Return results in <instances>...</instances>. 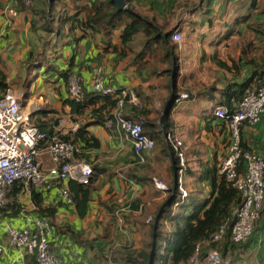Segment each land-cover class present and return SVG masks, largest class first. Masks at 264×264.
I'll list each match as a JSON object with an SVG mask.
<instances>
[{
  "label": "crops",
  "instance_id": "crops-1",
  "mask_svg": "<svg viewBox=\"0 0 264 264\" xmlns=\"http://www.w3.org/2000/svg\"><path fill=\"white\" fill-rule=\"evenodd\" d=\"M46 1L48 2V0ZM251 1L199 0L197 11L191 10L192 15H190L195 17L202 15V21L198 22L189 16L186 17L189 12L187 9H182L180 14L174 17L175 8L183 6L182 3L189 2V0H135L137 10L129 4L133 13L153 21L163 33H168L166 32L167 26L177 28L184 36L186 30L188 40L185 39V43L181 46L179 45L181 43H177L178 48L172 51L162 41H156L153 43L152 49L144 54L143 34H139L132 41L124 44L121 39L122 29L110 37H104V34L97 33L91 28L83 29L80 26L76 28L72 36L66 37L63 42L64 49L55 50L57 52L60 50L64 55L63 59H58L55 54V58L63 62L64 67L61 68L59 64H55L59 69H64L72 63L71 73H77L82 85L89 90H92L96 70L100 67L104 68L108 85L117 90L130 89L140 99L139 106L130 105L126 108L128 117L147 121L155 120L157 114L163 109L165 112L170 105L171 94L176 88L175 73L178 60L175 57L180 62V57L184 58L187 50L190 55H195L196 64L192 68H189L188 62L187 65L183 64L186 74L182 76V86L177 85L182 88L183 92L188 93L189 98L179 99L171 111L174 127L170 133L184 143V151L189 165V173L186 174V187L189 195L202 192L200 196L207 199L211 192L210 183L201 184L197 181L198 177L203 168L212 164L215 158L220 161L225 157L229 141L226 128L222 129L223 126L218 120L212 121L213 112L217 104L221 102L220 91L215 93L216 101L208 100L206 96L198 97L197 93L208 90L214 84L218 90H223L233 80L242 83L251 77L255 65L247 62L252 58H258L256 63H259V54L253 53V49L262 44L259 34H257V28L264 29V15H260L258 11L254 10L252 14L254 23H242L239 26L242 30L248 24H252L255 26L253 30L257 32L247 36L249 39L251 38L253 45L248 51L246 62H238L244 48V41L236 44L234 49L233 47L228 48L232 41L224 40L217 45L228 28L230 31L240 18L249 15L248 8ZM75 2L76 0H70L69 3L68 0H61L58 4L61 9L58 10L59 13L65 9L71 13L77 12ZM258 2L260 5H264V0H258ZM21 3L23 10L20 8L21 12L13 22H4L0 11V21H3V24H0V33L9 34L11 32L14 35L22 27H26L30 31L33 29L32 25L34 24H31L29 9L35 3L31 7H25L23 2ZM79 3L81 7L83 4H89L85 1ZM81 17L84 19L83 16ZM198 25L202 27V40L195 43L191 39L196 35ZM43 37L46 36L43 35ZM2 42L7 45L16 44V40L9 42V39H5ZM173 43L176 44L174 41ZM181 49H184L182 56L179 52ZM44 50L43 47L41 54ZM27 51L29 50L27 49ZM160 52H162L161 56ZM215 53H218L221 59L227 62L230 70L217 67L212 60ZM35 56L36 54L29 52L28 56H25V60L23 58L19 60L23 66H28L30 70L37 65L34 61L36 60ZM18 61L13 58L8 59V63L13 65H16ZM234 63L239 65L240 70L235 67ZM208 64L211 65L213 74L216 75L213 79L203 82L202 70L204 65ZM187 69L190 70L187 71ZM33 70H37V67ZM43 70V68L39 69L41 72ZM25 80L26 77H22L20 82L15 83L14 90L11 87V78L8 76L10 88L16 93V86L24 85ZM25 86L23 87L25 88ZM180 90L177 87L178 93ZM21 95L23 96V94ZM62 95L64 96L63 93ZM64 98H68L67 94ZM29 100L34 102L33 104L29 103L32 110L26 111L30 115L38 113L48 105V100L45 98L44 101H41L40 98L37 100L30 98ZM183 104L187 105L189 109L184 121L180 123L177 111ZM37 106L40 108L37 109ZM190 108H196L197 111L195 109L191 111ZM68 114V119L73 121L71 126L62 124L57 113L51 114L52 118L47 120L60 119L59 126L55 128L61 135L73 134L80 126L91 123L87 131L97 139L100 147L99 149L91 148L86 154L93 168L96 167L101 172L99 171V179L92 191L88 213L85 217L81 218L78 215L76 206H67L60 199L57 188L41 192L43 193L44 206L58 207L54 224L47 217L55 232L51 246L63 258L64 264H107L109 252L125 262L124 258L128 251L140 253L148 249L153 222V220L152 222H148V220L151 217L154 218L168 197L156 188L154 178L165 182L169 187L174 182L176 187L177 176L173 177L171 172L173 156L169 143L166 141V133H161L155 126H151L150 130L154 133L153 137L156 138V146L152 151H145L143 153L145 162L139 163L140 158L125 136L113 135L102 124L93 120V116L90 114L72 116L69 109ZM38 117L40 116L36 115L34 119L36 120ZM32 122L34 123V121ZM153 123L157 125L159 121ZM159 125V129L162 130L163 127L161 124ZM183 130L188 141L180 135L183 134ZM162 134L163 138H161ZM241 136L245 150L264 156V119L255 126L243 127ZM39 163L43 169L52 166L49 155L45 153L40 156ZM12 190L11 188L8 191L7 205L14 198L11 195ZM18 197L22 208L16 217L11 218V212L5 211L7 205L0 212V244L4 247V252L0 253V264H36L33 257L18 258V250L9 246L6 235L5 225L10 224L14 228L24 226L25 221L21 215L23 210L36 217L40 214L33 203L32 191L29 192L22 188ZM174 209L177 210V208ZM223 242L217 246L222 254L223 264H264V208L262 216L256 222L254 232L247 242L235 246L229 242L226 250H224ZM168 264H171L170 259Z\"/></svg>",
  "mask_w": 264,
  "mask_h": 264
},
{
  "label": "trees",
  "instance_id": "trees-1",
  "mask_svg": "<svg viewBox=\"0 0 264 264\" xmlns=\"http://www.w3.org/2000/svg\"><path fill=\"white\" fill-rule=\"evenodd\" d=\"M60 1L61 0H48L47 7L36 13V15H39V18H37L33 26L41 30L43 28L46 32L44 35L46 37H51L44 43V49L48 47L52 40V36L54 37L53 39H56L55 42H63L66 37L72 36L76 28L80 26L83 27V29L91 28L97 33L104 34V37H110L114 35L116 31L122 29L121 39L124 44L132 41L139 34H143L145 41L144 54L152 49L154 46L153 43L156 41H162L165 46L168 45L170 51L178 48V44H174L171 40V36L177 31V28L168 33H163L155 26L153 21L144 16L118 11L116 5L110 0H76L75 4L77 12L71 13L65 9L63 12L54 14L55 6L59 4ZM80 1L89 2V4H83L81 7L79 6L81 5L79 3ZM126 1L130 4V0ZM6 2L7 0H0V11L4 8ZM15 2L22 5V0H15ZM254 10L258 11L260 15H264V5H260L258 0H252L248 8V11L250 12L249 15L240 18L242 20L239 19V21L235 23L234 28L228 31L217 45L224 40L233 41L234 39H241V42L243 40L244 48L241 51L242 54L240 55L238 62H246L247 54L250 48H252L253 41L251 38L249 39V37L244 36V33L251 36L253 32H258L257 34H259L262 44L253 49V53L259 54V63H256L258 58H252V60L247 62L249 64H254L255 67L251 77L242 83L233 80V82H229L223 90H218L215 86L216 84H214L208 90L197 93L198 97L202 96L203 98L206 96V99L216 101L215 93L220 91L221 96L219 99L221 102L217 104L216 108L226 107L231 112H235L240 103L250 93L258 92L264 84V29L257 28V32H255L256 30H253L255 26L248 24L242 34V30L239 28L242 23H254L252 19ZM35 11L37 10L34 9V12ZM41 11H43L42 14H40ZM80 15L83 16L84 19ZM249 25L250 27H248ZM54 47H56V45ZM55 50L56 48H54L53 51ZM56 56L58 59H63L64 55L59 50L56 53ZM175 58L178 60L177 57ZM212 60L220 69L230 70L227 62L222 60L218 53H215L212 56ZM34 61L37 64L34 66L37 67V70L43 68L45 69L44 72H54L56 74V81L58 82L62 80L63 84L67 86L66 94L69 96V76L73 69V64L70 63L67 68L59 69L55 62H51L48 59L46 52H43L41 58H36ZM234 64L235 67L240 70L239 65L236 63ZM82 87L79 100H72L69 97L62 98L60 100L61 105L63 108H68L69 113L72 116L90 114L93 116V120H96L97 123L104 126L105 121L112 117L113 110L117 106L115 98L111 95L96 93L83 85ZM9 88L10 84L8 83V76L4 71L0 70V94H5ZM179 99L180 96L177 88H175L170 97V107L166 109L164 115L160 119L161 126L164 129L161 133L171 134L170 132H172L174 127L171 111ZM49 113L53 114L56 112L53 110L47 112L43 109L38 113L31 115V119L35 120L34 116L39 115L40 117H38L34 123L42 131L47 132L52 136L56 133L55 127L59 126L60 119L47 120ZM126 117L129 118L128 115H126ZM132 120H134V118ZM216 120H218L223 126L222 129L226 128L228 141L230 142L231 135L228 128V122L213 116L212 121L214 122ZM134 121H142L144 134L151 137L154 141L156 140V138L153 137L154 133L150 130L152 125L149 122L141 118ZM90 125L91 123L80 126L73 134L61 135L58 133L64 140L72 141L81 149V153L77 154V157H84L87 160L88 157L86 153L89 149H99L100 147L97 139L87 131ZM41 145L44 148L46 142H42ZM169 146L173 156L171 172L174 177L178 175L179 160L174 154L172 146L170 144ZM243 148L245 149L244 146ZM219 162L220 161H217L215 158L212 164L206 165L197 180L201 184L207 182L210 183L211 192L207 199H203L200 196L202 195V192L201 194L191 193L185 201L181 202L179 189L175 187L174 182L170 184V190L167 195L168 197L153 218L151 224V242L148 249H145L140 253L128 251L124 258L127 264H149L151 254H153L154 257V264H168L169 259L171 260V264H186L195 253L197 245L200 242L209 239L210 236L224 223H228L230 226V230L225 238L226 241L223 242L224 250H226L229 246L231 227L235 222L234 211L242 204L243 200L240 192L233 188L223 175H220L218 167ZM99 171L101 172L98 168H93V179L88 186H84L74 181L70 182V191L74 198L77 213L81 218L85 217L88 213V205L91 201L92 191L95 189V185L99 179ZM187 173H189V166H187ZM22 188L23 184L21 182H16L12 186L13 190L11 195L14 198L9 201L5 210L11 212V218L16 217L22 208L18 197ZM32 200L40 213L39 216L48 217L51 219L52 224H54L53 221L56 217L58 207L44 206L43 193L36 190H32ZM177 203H179V206L177 207V210H175L174 206ZM158 217V227L155 229ZM154 236L156 237V243L155 250L152 252ZM216 246L217 245H213L212 247Z\"/></svg>",
  "mask_w": 264,
  "mask_h": 264
},
{
  "label": "built area",
  "instance_id": "built-area-1",
  "mask_svg": "<svg viewBox=\"0 0 264 264\" xmlns=\"http://www.w3.org/2000/svg\"><path fill=\"white\" fill-rule=\"evenodd\" d=\"M22 2L25 7L33 5V0ZM18 15V10L13 8L5 12V16L12 19ZM171 38L174 42L181 43L183 34L177 30ZM82 88L79 75L70 73L68 97L79 100ZM92 91L115 98L117 106L104 126L113 135L125 136L140 158L139 163H144L143 153L152 151L156 143L144 134L142 121L126 117L128 106L140 105L139 97L130 89L117 90L108 85L106 70L101 67L94 74ZM22 97L12 88L5 94H0V212L6 208L8 191L16 182H21L23 189L29 192L57 188L60 199L67 206L75 207L70 182L90 185L94 175L92 164L84 157H77L81 149L72 141L64 140L57 131L50 136L33 123L30 113L26 112L22 105ZM185 98V94L180 96V100ZM40 100L44 101V97L41 96ZM29 103L34 102L29 100ZM213 114L216 118L228 122L231 135L227 153L220 160L218 167L220 175H223L242 196V204L234 211L235 222L229 238L231 244L239 245L247 242L252 236L264 207V156L245 150L241 136L243 127L255 126L264 119V84L258 92L250 93L235 112L226 107H218ZM44 141L46 146L43 148L41 143ZM166 141L172 146L179 160L176 188L179 189L182 202L189 197L186 187L187 157L184 143L171 134H166ZM43 153L48 154L52 162L48 169L41 168L39 163ZM154 183L158 190L168 195L170 187L167 184L156 178ZM178 206L179 203L174 208ZM21 215L25 221L22 228L5 225L9 246L18 250V258L33 257L36 264H64L63 258L51 246L55 232L50 220L47 217L30 215L24 210ZM152 220L151 217L148 222ZM229 230V224L224 223L209 239L200 242L188 264H223L224 260L217 246L225 240ZM213 245L217 246L212 247ZM3 252L4 247L0 244V253ZM107 264L127 263L109 252Z\"/></svg>",
  "mask_w": 264,
  "mask_h": 264
},
{
  "label": "rangeland",
  "instance_id": "rangeland-1",
  "mask_svg": "<svg viewBox=\"0 0 264 264\" xmlns=\"http://www.w3.org/2000/svg\"><path fill=\"white\" fill-rule=\"evenodd\" d=\"M198 1L199 0H189V2L182 3L183 6L180 5L181 7L175 8L174 17H177L178 14H180V11L182 9H185V10L187 9V10H189V12H188V15L186 17L189 16L192 20H196L198 22H201L202 21V15L199 17L190 16V15H192L191 10H193V12L197 11ZM69 2H70V0H68V3ZM34 3H35V5L29 9L30 10L29 14L31 15V17H29V18L32 21L31 24H34V22L37 20V18H39V15H36V13L39 10H43L44 8L47 7V1L46 0H35V1L33 0V4ZM186 3H187V5H185ZM130 4L132 5V7L135 10H137V4L135 3V0H130ZM12 8L18 10V12H21L20 8L22 9V5H20L18 2L16 3L15 0H8L5 4L4 8L1 10L2 19L4 22L5 21H11V22L14 21V19L5 16V12L12 9ZM34 9H36L37 11L34 12ZM59 9H60V7H58V4H57L55 6L54 14L58 13ZM42 12L43 11H41L40 14H42ZM147 14H150V13H147ZM157 17H160V16H157ZM3 21H0V24H3ZM24 23L26 24V22H24ZM33 29L30 31V29L27 30L26 27H22L19 29V32L14 34V35L11 32L9 34L8 33H0V70L4 71L5 74H7V76H9L11 78L10 82H11V87L13 89H14L13 86L15 85V83L20 82L22 77L23 78L26 77L24 85H27V86H25V88L23 87L24 85H22V84H19L16 86V90H17L18 95L21 96V94H23L22 105H23L25 111L30 110V109L32 110L31 106L29 105V99L30 98H32L33 100H37L41 96H43L45 98V100L46 99L48 100V105L45 107V111L48 112L49 110H53L61 118L62 124H68V126L69 125L71 126L73 124V121L71 119H68V116H69L68 109H64L60 103V100L66 96L67 86H65L63 84L62 80L58 81V82L56 81V78H55L56 74L54 72H44L45 69L43 70V72H41L39 70L34 71L33 69L35 67H32L29 70L28 66H23L22 62L20 61V60H22V58L25 60V56H28L29 52H33L34 54H36L35 58H41V55H42L41 51L43 49V45L45 42H47L51 38L50 36L43 37V35L46 34V32L43 30V28L41 30V29H38L37 27L33 26ZM172 29H174V28L167 26L166 32H169ZM229 29L230 28H228V30ZM228 30H226L225 34H227ZM39 32H41V33H39ZM186 32L187 31L185 30V36L183 34V41L181 42V44H179L180 46L183 43H185L186 40H188L186 37V34H187ZM243 33H244V28H242V34ZM244 36H248V35L244 33ZM53 38L54 37L52 36V40L50 41L48 47L44 50V52L47 53L49 60L55 62L56 64H59L61 66V68H63L64 67V65H62L63 62L58 61L55 58L56 53L53 50H54V48L64 49V47H65V46H63L64 41L63 42H55L56 39H53ZM5 39H9V42H11L12 40L13 41L16 40V44L13 45V43H12V44L7 45V43L2 42ZM191 40L194 41L195 43L199 40H202V27L200 25H198L197 33H196V35H194L192 37ZM28 42H30V43L27 44ZM240 42H241V39H239V40L234 39L228 48L233 47V49H234L236 44H239ZM55 45H56V47H54ZM39 46H40V49H39ZM27 49L29 51H27ZM31 49H33V50L30 51ZM179 52H180V55L182 56V53L184 54V49H181ZM186 53L187 54L184 57L185 62H184V58H182V57H180V62L178 59L177 71L175 73L176 88L178 87L179 89H181L180 92H183V90L177 84H180L182 86V84H181L182 83V76H184V74H186L184 71L183 64L186 63V65H187V62H188V65L190 66L189 68H192L193 65L196 64L195 55H190L188 50L186 51ZM159 54L161 56L162 52H160ZM9 58H13L16 61H18L19 59L20 60L18 61V63L16 65H13L11 63H8ZM189 70L190 69H187V71H189ZM213 73H214V71H213L210 64L204 65V68L202 70V81L206 82L207 80L213 79L216 75ZM180 74H181V77H180ZM180 92L178 93L179 96H181L182 94H185V95H187V99L189 98L188 93H185V92L180 93ZM62 93L64 94V96L62 95ZM169 107H170V105H168V108ZM36 108L38 109L40 107L37 106ZM188 109H189L188 106L185 104H183L182 106L179 107V109L177 111V116L179 117L180 123L184 121V118L186 116V112H188ZM190 109H191V111H193L194 109L197 111L196 108H190ZM210 109H212V108H210ZM163 111H164V109L160 113L157 114V118L155 120H153V119L147 120V122H149L152 125V127L155 126V128L160 132L164 131V129H162V130L159 129L160 128L159 124H161L160 119L165 113ZM48 118H52L51 113L48 114L47 119ZM33 121H35V120H33ZM156 121H159V124L156 125L153 123ZM180 135L183 138H186V135L184 134V130H183V134H180ZM161 138H163V134L161 135ZM186 140L188 141V137L186 138ZM205 159H207V158L205 157ZM190 165L192 166L191 162H190ZM187 166H189L188 163H187ZM149 230H150V227H149Z\"/></svg>",
  "mask_w": 264,
  "mask_h": 264
},
{
  "label": "water",
  "instance_id": "water-1",
  "mask_svg": "<svg viewBox=\"0 0 264 264\" xmlns=\"http://www.w3.org/2000/svg\"><path fill=\"white\" fill-rule=\"evenodd\" d=\"M110 1H112L116 5L118 11L133 13L132 8L130 7L129 3L126 0H110ZM158 222H159V217L156 221L155 229L158 227ZM153 243H154V246H153L152 252L155 250V243H156V237L155 236L153 237ZM149 264H154L153 254H151V256H150V263Z\"/></svg>",
  "mask_w": 264,
  "mask_h": 264
}]
</instances>
